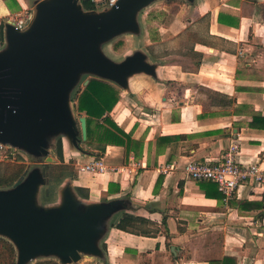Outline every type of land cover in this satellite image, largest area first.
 Here are the masks:
<instances>
[{
  "label": "crops",
  "instance_id": "1",
  "mask_svg": "<svg viewBox=\"0 0 264 264\" xmlns=\"http://www.w3.org/2000/svg\"><path fill=\"white\" fill-rule=\"evenodd\" d=\"M15 1L17 8L33 15L43 0H21L24 6ZM93 6L91 12L103 10ZM149 7L171 17L141 46L140 24V35H122L128 36L126 42H135V52L146 56L153 73L131 75L125 88L111 82L119 90V101L110 116L142 143L140 153L126 157L122 148L106 146L100 156L86 155L63 135L57 138L61 161L50 148L55 163L76 169V177L61 185L67 182L81 204L119 202V209L103 221L96 242L99 255H81L77 263L211 264L230 257L235 264H264L262 190L240 187L225 203L215 184L190 180L184 172L189 162L219 163L234 143L241 165L264 166V0H156L139 12L143 23L159 18L157 13L144 14ZM8 9L0 0L3 16ZM219 16L228 24L219 23ZM184 36L182 64L164 62L158 50L168 56L169 46ZM71 106L75 119L80 118L72 101ZM253 116H258L256 122ZM92 159H101L108 170L78 172V166ZM77 188L87 198L79 197ZM124 214L147 222L139 231L147 227L155 233L117 229ZM42 259L60 264L55 258Z\"/></svg>",
  "mask_w": 264,
  "mask_h": 264
},
{
  "label": "water",
  "instance_id": "2",
  "mask_svg": "<svg viewBox=\"0 0 264 264\" xmlns=\"http://www.w3.org/2000/svg\"><path fill=\"white\" fill-rule=\"evenodd\" d=\"M154 1L118 0L109 9L86 12L80 0H43L24 30L5 22L0 145L42 156L45 166L54 162L49 157L50 148L55 149L48 144L50 137L63 135L79 148L87 138L86 119H75L71 106L79 77L87 74L125 88L131 75L153 73L144 54L135 52L116 63L100 46L122 34H137L138 13ZM45 184L38 170H25L10 190L0 191V236L15 246L17 264L42 257L75 264L81 255L98 256L103 221L119 209V202L83 205L65 186L57 202L47 204L53 206L41 207Z\"/></svg>",
  "mask_w": 264,
  "mask_h": 264
},
{
  "label": "trees",
  "instance_id": "3",
  "mask_svg": "<svg viewBox=\"0 0 264 264\" xmlns=\"http://www.w3.org/2000/svg\"><path fill=\"white\" fill-rule=\"evenodd\" d=\"M83 11L91 12L95 8L88 0H80ZM9 8L17 7L15 0H7ZM218 22L228 21L218 17ZM230 25V24H229ZM231 25H236L232 23ZM124 43L117 41L112 45L113 50H118ZM73 108L80 117H85L87 138L86 141L79 143V149L86 155L95 157L103 154L106 146L120 147L124 150L127 157L130 152L137 156L141 149V142L132 139L131 133L121 130L110 116L111 111L119 101V90L111 82L98 78H90L88 83L82 88H75L71 96ZM258 116H253V122H256ZM78 135V139H80ZM56 155L59 161L62 160V149L58 141L56 146ZM94 150L97 151L94 152ZM6 164L0 174V188L11 187L14 182L20 179L25 171L26 164L23 157L11 161L7 156L4 157ZM45 175L46 184L41 190V199L43 205L51 204L56 200V190L66 179H74L76 173L69 165L57 164L55 162L46 164ZM210 182V181H208ZM213 183V182H211ZM214 184V183H213ZM216 185V184H215ZM76 193L81 198H87L88 193L81 188L76 189ZM147 222L138 217L124 214L122 219L116 225V228L129 233H141L150 235L153 230L143 228L139 231L137 227L146 226ZM155 233V232H154ZM235 260L230 257H224L219 262L211 264H235ZM0 264H17V251L13 243L7 238L0 236ZM34 264H58L54 260H42Z\"/></svg>",
  "mask_w": 264,
  "mask_h": 264
},
{
  "label": "built area",
  "instance_id": "4",
  "mask_svg": "<svg viewBox=\"0 0 264 264\" xmlns=\"http://www.w3.org/2000/svg\"><path fill=\"white\" fill-rule=\"evenodd\" d=\"M92 4L101 5L102 9H109L114 6L118 0H88ZM32 19L31 14H26L19 18H9L5 22L10 23L17 30L21 31L27 28ZM0 155L8 157L11 161L17 159L20 155L17 149L0 146ZM239 155V145L231 144L224 150L221 161L214 164L206 162H189L184 167L186 176L193 181H210L216 184L221 193L223 201L229 202L240 187L249 186L252 190L261 189L264 194V166L259 163L241 165L237 161ZM108 168L101 159H92L91 161L78 166V172L89 173L92 175L103 173Z\"/></svg>",
  "mask_w": 264,
  "mask_h": 264
},
{
  "label": "rangeland",
  "instance_id": "5",
  "mask_svg": "<svg viewBox=\"0 0 264 264\" xmlns=\"http://www.w3.org/2000/svg\"><path fill=\"white\" fill-rule=\"evenodd\" d=\"M6 4V1L7 0H3ZM22 4V6H24V4L22 3L21 0H19ZM27 1H30V0H27ZM29 3V2H28ZM29 7V6H28ZM25 12H32V11H29L27 9L24 10ZM22 11V9L19 7L17 8L16 6H14L13 8H10V10L8 9V12L9 13H5L6 15L3 16V11L0 12V30H2L3 32V28H4V23H5V20L6 19H11V18H19V17H23L25 16V12ZM148 13V15L152 14V13H157L159 14V18L158 20H151V21H146V19H144V23L142 22V19H140V16L137 15V22H139L138 24H140V27H141V31L139 32L140 34H137V35H140L138 36L139 38V45L138 46H141L142 44H145L146 43V40H147V37L151 38L150 36V33L151 32H155L156 29L158 28L157 25L159 23H162V24H165V22L168 21V18L171 17V13H166L162 10H158L156 7H152L149 9H145V15ZM150 13V14H149ZM139 14V13H138ZM169 16V17H168ZM6 17V18H5ZM125 37H128L126 35H121L119 37H116L104 44H102L100 46V49L102 51V53L107 56L111 61L113 62H116V63H119L121 62L122 60L125 59V57L127 56H130L132 55L133 53H135V42L131 40V42H126V38ZM117 41H122L124 44L118 48V50H113L112 48V45L117 42ZM187 43V38L186 36H184L183 38H179V40L173 44V46H169V49L172 50L168 53V56L165 55V52H160V50H158V55H161V57L163 58V61L166 62V63H180L182 64L183 62V59H182V51H184V48H183V45H185ZM5 48V40L4 39H0V52H2V50ZM186 62V61H185ZM189 66V64H185V66ZM91 78L90 75H81L74 87L75 88H82L83 86V82L87 79ZM74 92V91H73ZM72 92V94H73ZM71 94V96H72ZM57 138L58 136H55V137H50L48 139V144L49 145H53L52 147H55L56 143H57ZM2 146V145H0ZM54 149V148H53ZM18 153L20 154L19 156H22L23 157V162L26 164L25 166V170L29 172H31L32 170H38L39 173L42 175V177L46 180V175L45 174H42V170L47 166L43 165L44 164V158L42 156L40 157H35V156H29L28 154H25L24 151L22 150H18ZM54 153H55V149H54ZM53 155L54 156H57L56 153ZM49 157L52 158V156L50 155ZM53 159V158H52ZM54 160V159H53ZM56 163H57V160H55ZM4 164H6V160L4 159V157H2L0 155V174L3 170V167H4ZM44 166V168H43ZM72 170L76 173V169L69 165ZM74 168V169H73ZM23 176V175H22ZM26 177V176H25ZM66 184H68L67 182H65ZM65 183L60 185V187L64 188L65 187ZM69 186V185H67ZM11 187H7V188H0V191H7V190H10ZM40 201H41V207L42 206H45L43 205V202H42V199H41V196H40ZM54 205V204H53ZM53 205H48L46 204L47 207H51ZM43 258V257H42ZM42 258H37L35 260L37 261H34V262H38L40 260H43ZM75 264H78V263H75Z\"/></svg>",
  "mask_w": 264,
  "mask_h": 264
}]
</instances>
